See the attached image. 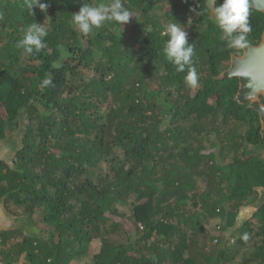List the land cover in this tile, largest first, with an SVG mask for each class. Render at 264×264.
<instances>
[{
  "label": "trees",
  "instance_id": "16d2710c",
  "mask_svg": "<svg viewBox=\"0 0 264 264\" xmlns=\"http://www.w3.org/2000/svg\"><path fill=\"white\" fill-rule=\"evenodd\" d=\"M186 1L121 0L134 13L123 32L106 23L84 35L72 14L111 0H42L47 13L34 15L0 0V102L31 119L18 170L0 162V199L41 218L38 234L0 232L6 264H253L233 228L264 186V142L257 115L234 100L237 82L217 78L229 48L212 23L194 31L198 87L167 60L161 32L194 15ZM43 22L46 47L25 54L18 42Z\"/></svg>",
  "mask_w": 264,
  "mask_h": 264
},
{
  "label": "clouds",
  "instance_id": "9594fccd",
  "mask_svg": "<svg viewBox=\"0 0 264 264\" xmlns=\"http://www.w3.org/2000/svg\"><path fill=\"white\" fill-rule=\"evenodd\" d=\"M24 4L32 15L35 8H39L43 13H47L49 8V4L42 0H24ZM168 7L166 6V10ZM206 10L210 12L215 26L222 32L227 48L241 50L249 46L248 35L252 30L249 24V0H223L222 3L218 0H208ZM192 11L197 16L201 15L200 11ZM133 16L134 13L126 8L121 0H111L110 3L83 4L78 13L72 14V24L84 35L106 23L119 27L123 32L124 25L128 24ZM47 35L45 24L33 23L27 27L17 47L22 48L28 55L34 51L39 52L46 47L44 40ZM161 36L168 37L163 49L167 60L177 72H185L187 68L185 83L191 88L198 87L199 77L193 66L195 46L189 42L188 31L176 21L169 23L161 32ZM50 83V80L45 79L41 87ZM244 239H248L247 234Z\"/></svg>",
  "mask_w": 264,
  "mask_h": 264
},
{
  "label": "flooded vegetation",
  "instance_id": "af4514ba",
  "mask_svg": "<svg viewBox=\"0 0 264 264\" xmlns=\"http://www.w3.org/2000/svg\"><path fill=\"white\" fill-rule=\"evenodd\" d=\"M198 1L199 0H187L185 2V4L188 5L189 11H191L194 14V15L187 18V31L189 34V40H190L189 42L194 44L195 49H197L196 46H197V42H198L199 38L194 31H198L199 33L203 34L204 30L207 28V25H206L207 22L212 23V26L210 25V28L213 30V33L220 31L215 26L214 21L211 18V14L203 17V15H200V16L195 15V13L192 11L193 9H195V7H194V6H196L195 3H198ZM200 1H201V4L203 3L204 6L207 7L208 0H205L203 2H202V0H200ZM218 2L222 3L223 0H218ZM252 3H251L252 6H249V9H250L249 24H250L252 30L248 35V39H249V45L258 46L262 42V38H263V34H264V10L259 9V8H254L253 5L256 4L258 6H263L264 0H255V1L253 0ZM198 19L201 20V23L198 21ZM204 20H205V24L202 23ZM194 29H196V30H194ZM216 35L217 34H215V36ZM2 36H3V32L0 31V38ZM217 39H218V37H217ZM219 41H221V44L225 41L223 39V36H220ZM203 50L205 51L204 48H203ZM197 51L199 52V49H197ZM245 51H246V48L241 49V50L228 49V50H226L227 58L226 59H220L221 56L215 50H213V53L211 55V57H212L211 59H215V60L220 59L219 67H218L220 69L219 70L220 71L219 76L221 75V73H223V71L230 69V67L233 63V59L235 57H239V58L242 57L244 55ZM219 76L217 77L218 79H219ZM231 79L235 80L237 82V85H238V89H237L235 96H234V100H235V97L237 96V93L239 92V89H240V79L237 77H233ZM258 98H259L261 104L264 105V95L259 94ZM240 105H246L247 109H251L257 115V122L255 121V124L257 126H259L258 132H259V135H260L262 142H264V130H263L262 123H261V117L259 116V114L256 111H254L252 108H250V101H247L246 103L240 104ZM30 122H31L30 115H29L28 110L26 108H21L20 111L16 114V119H13L12 116H10V114L7 112L4 104L0 102V135L3 134V137L2 136L0 137V141L8 139L12 135H18V137L21 138V141L24 145V139L26 138V135H27L26 133H28V128H29ZM256 152H259V151H256ZM259 154H261V153H259ZM18 155H19V153L14 157V162H15L16 166L18 165ZM5 166H7L8 169L13 170L12 168L9 167V165L5 164ZM5 170L6 169H4L2 171L3 175L7 174ZM2 177L5 178L4 176H2ZM2 180L5 181L4 179H2ZM260 187H264V186H260ZM257 188H259V187L253 188V191L256 193V199L253 200L251 203L247 204L246 206L255 203L259 199L260 195H259V192L256 191ZM2 200L3 199H0V202ZM4 204H5V208L8 209L9 207L7 206V203H5V201H4ZM263 206H264V204H263ZM242 207H244V206H242ZM239 209H238V213H239ZM257 213H259V211ZM257 213H255L251 219L247 220L245 222V224H242V225L238 224V221H237L238 214H237L233 231H237V232H235V235H234V236H236L235 238H238V236H240V235H243L242 237H244L245 234H247V236H248V239L246 240V245H244L245 248L243 249L242 253L244 255L245 254H247V255L252 254L253 259H254L253 264H264V262L260 259V257H261L259 255L260 251L257 248V247L263 248V254H264V217H263V223H262L260 221V218L256 217ZM23 215H25V214H23ZM242 228H247V231L244 230L243 232H240V229H242ZM22 230L24 232L25 229H22ZM261 242H263L262 243L263 246L262 245H258V246L256 245V243L260 244ZM255 246H257L256 247L257 249L255 248ZM256 252H258V256L255 259ZM241 257L242 256L240 253V255L236 258V261H240Z\"/></svg>",
  "mask_w": 264,
  "mask_h": 264
},
{
  "label": "water",
  "instance_id": "95a60500",
  "mask_svg": "<svg viewBox=\"0 0 264 264\" xmlns=\"http://www.w3.org/2000/svg\"><path fill=\"white\" fill-rule=\"evenodd\" d=\"M255 1V0H254ZM253 0H249V6ZM253 4V3H252ZM254 8L264 10L263 6L253 5ZM240 79V89L235 97V101L244 104L250 101V108L256 111L261 117L264 130V105L261 104L258 96L264 95V34L262 42L258 46L249 45L242 57H235L230 69L223 71L219 80ZM24 148L21 138L12 135L6 140L0 141V162L9 165L13 170H18L14 157ZM259 192V199L248 206L240 207L237 221L239 225L252 218L264 204V187L256 189ZM33 219L28 216H14L6 211L4 199L0 202V232L24 229L30 225ZM0 264H6L0 256Z\"/></svg>",
  "mask_w": 264,
  "mask_h": 264
},
{
  "label": "rangeland",
  "instance_id": "374dc122",
  "mask_svg": "<svg viewBox=\"0 0 264 264\" xmlns=\"http://www.w3.org/2000/svg\"><path fill=\"white\" fill-rule=\"evenodd\" d=\"M43 25L45 24V22H43L42 23ZM183 27H185V30H187V22L184 24V25H182ZM25 55V54H24ZM26 58V57H25ZM210 96V100H209V103H211L212 101H213V99H214V97H212L211 96V94L209 95ZM211 141H214V139L213 138H211ZM203 149H204V151L206 152V153H208V151H215L214 149H212L211 147H210V143L209 142H205V144H204V146H203ZM231 161V159H228L227 160V162L226 163H229ZM9 208L7 209L6 208V211L8 212V213H10L11 215H14V208L11 206H9V205H7ZM15 216V215H14ZM20 216H23V215H20ZM24 216H28L29 217V219H33L32 220V223L30 224V225H26L25 227H24V234H38L39 233V231H40V229H39V227H40V221H41V218H40V216L38 215V214H35V215H32V216H30V215H28V214H25ZM217 221L216 220H213V221H210L209 223H210V225L212 226V225H214L215 223H216ZM237 232V231H236ZM233 236L231 235V239L233 240ZM1 247V246H0ZM98 249H99V247L96 245V244H93L92 245V250H91V254H93V253H96L97 251H98ZM237 262V261H236ZM72 264H76V261H74Z\"/></svg>",
  "mask_w": 264,
  "mask_h": 264
}]
</instances>
